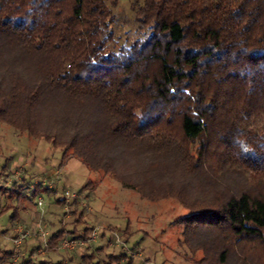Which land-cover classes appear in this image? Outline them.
<instances>
[{
    "label": "trees",
    "instance_id": "16d2710c",
    "mask_svg": "<svg viewBox=\"0 0 264 264\" xmlns=\"http://www.w3.org/2000/svg\"><path fill=\"white\" fill-rule=\"evenodd\" d=\"M127 1L122 40L119 0H0V123L177 199L198 264H228L236 243L264 247V0Z\"/></svg>",
    "mask_w": 264,
    "mask_h": 264
},
{
    "label": "rangeland",
    "instance_id": "374dc122",
    "mask_svg": "<svg viewBox=\"0 0 264 264\" xmlns=\"http://www.w3.org/2000/svg\"><path fill=\"white\" fill-rule=\"evenodd\" d=\"M114 14L116 35L131 38L130 1L119 0ZM0 175V264H198L203 257L184 242L183 219L190 212L177 199L144 200L111 178L90 174L73 157L62 161L61 153L46 142L20 136L1 123ZM20 185L24 188L18 189ZM18 190L20 195L13 193ZM86 228L97 229L94 241L60 248ZM15 229L32 235L19 247L13 244ZM41 231L44 240L38 236ZM59 232L60 240L50 244ZM242 259L264 264V247L236 243L228 264Z\"/></svg>",
    "mask_w": 264,
    "mask_h": 264
},
{
    "label": "built area",
    "instance_id": "2783aa9c",
    "mask_svg": "<svg viewBox=\"0 0 264 264\" xmlns=\"http://www.w3.org/2000/svg\"><path fill=\"white\" fill-rule=\"evenodd\" d=\"M65 196L68 197L69 193H65ZM38 205H41V203L39 202ZM96 228L92 231V234L90 235L89 239L87 240H68V241H63L62 245H61V249H65V250H72L73 248H75L76 246H82L85 245L86 243L92 242L94 241L95 237H96ZM32 235L29 234L28 232H23L21 230H16L15 232V237L13 238V244L15 247H19L27 238H30ZM38 236H40L43 240L45 237V233L43 231H41V233H38ZM45 247H49L47 244V241H45Z\"/></svg>",
    "mask_w": 264,
    "mask_h": 264
},
{
    "label": "crops",
    "instance_id": "0c3cea01",
    "mask_svg": "<svg viewBox=\"0 0 264 264\" xmlns=\"http://www.w3.org/2000/svg\"><path fill=\"white\" fill-rule=\"evenodd\" d=\"M17 229H15V232H16Z\"/></svg>",
    "mask_w": 264,
    "mask_h": 264
}]
</instances>
